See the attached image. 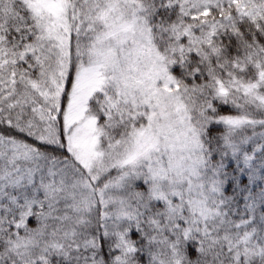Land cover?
<instances>
[{
  "label": "snow or ice",
  "instance_id": "6c2138e0",
  "mask_svg": "<svg viewBox=\"0 0 264 264\" xmlns=\"http://www.w3.org/2000/svg\"><path fill=\"white\" fill-rule=\"evenodd\" d=\"M0 264H264V0H0Z\"/></svg>",
  "mask_w": 264,
  "mask_h": 264
}]
</instances>
